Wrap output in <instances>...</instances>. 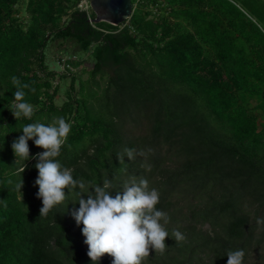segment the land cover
<instances>
[{
  "label": "trees",
  "instance_id": "1",
  "mask_svg": "<svg viewBox=\"0 0 264 264\" xmlns=\"http://www.w3.org/2000/svg\"><path fill=\"white\" fill-rule=\"evenodd\" d=\"M80 1L0 0V264H93L72 211L105 178L116 195L133 176L170 217L165 250L141 264H227L237 249L243 264H264V0H132L121 26L93 11L90 21ZM54 44L66 73L46 62ZM86 60L84 81L71 68ZM12 76L30 86V119L12 115ZM61 116L71 128L56 159L85 188L69 186L40 217L33 157L44 150L29 140L16 162L11 145L22 126ZM125 148L154 151L129 160Z\"/></svg>",
  "mask_w": 264,
  "mask_h": 264
},
{
  "label": "clouds",
  "instance_id": "2",
  "mask_svg": "<svg viewBox=\"0 0 264 264\" xmlns=\"http://www.w3.org/2000/svg\"><path fill=\"white\" fill-rule=\"evenodd\" d=\"M16 87L14 100H12V115L18 119L23 115L31 118L33 105L25 101L24 89H29V84L22 83L16 76L11 78ZM35 91L34 88L30 89ZM71 124L64 117H53L51 123H29L22 126L23 135L12 142V150L16 162L20 158L29 159L28 141L34 140L38 148L43 149L33 159L37 160L35 168L38 176L35 184L39 191L37 198L41 199L40 217L49 213L54 206L61 204L66 199V189L85 188V182L74 179L73 169L64 167L58 159L61 146L66 143ZM154 150L149 148L137 152L136 149L125 148L124 153L129 160L134 159V154L146 156ZM120 163H124V156L118 155ZM9 184L13 181L9 180ZM23 187L21 179L15 184L17 190ZM115 186L105 178L103 186L95 185L94 194H88L87 200L78 201L79 208L73 209L72 216L77 225L83 224L82 235L84 243L88 246V257L93 264L105 254L112 257V264H141L144 257L149 256V249L165 250L164 243L169 236L164 227L170 221L166 212L156 208L159 203V192L150 188L149 181L135 176L122 186V194L112 195ZM163 221V223L161 222ZM257 224H264V220H257ZM172 237L176 242L186 239L179 230H173ZM227 264H243L245 251L243 249L229 250Z\"/></svg>",
  "mask_w": 264,
  "mask_h": 264
},
{
  "label": "water",
  "instance_id": "3",
  "mask_svg": "<svg viewBox=\"0 0 264 264\" xmlns=\"http://www.w3.org/2000/svg\"><path fill=\"white\" fill-rule=\"evenodd\" d=\"M90 7L95 14L94 23L106 22L121 26L134 12L132 0H90Z\"/></svg>",
  "mask_w": 264,
  "mask_h": 264
},
{
  "label": "rangeland",
  "instance_id": "4",
  "mask_svg": "<svg viewBox=\"0 0 264 264\" xmlns=\"http://www.w3.org/2000/svg\"><path fill=\"white\" fill-rule=\"evenodd\" d=\"M62 52H63L62 49H60V47L57 44L50 46L46 50V62L49 65L50 69H53L59 73H66V68H65L64 63L59 61V58L62 56L64 57L63 62L65 61V59H67V56L63 55ZM80 55L82 56L83 54L80 53ZM92 67H93V65L88 60H86V63H84L82 66H80L78 68H72L71 71H73L74 73L79 75V77H81L82 80L86 81L89 79L88 71H90L92 69ZM84 71H86V72H84ZM57 82L60 83V93H59L58 97L56 98V100H57V103L59 105H61L63 103V101L65 100L66 89H68L70 87L71 77H68L65 80H60L58 78ZM77 88H78V85H77ZM203 230L204 231H210L211 229L208 225H206L203 227ZM144 260H146V257Z\"/></svg>",
  "mask_w": 264,
  "mask_h": 264
},
{
  "label": "built area",
  "instance_id": "5",
  "mask_svg": "<svg viewBox=\"0 0 264 264\" xmlns=\"http://www.w3.org/2000/svg\"><path fill=\"white\" fill-rule=\"evenodd\" d=\"M79 8L82 10V11H85L90 19L91 20V13H92V9L90 7V0H81L80 3H79ZM65 65V63H64ZM65 68H68L67 65H65ZM72 69V68H71Z\"/></svg>",
  "mask_w": 264,
  "mask_h": 264
}]
</instances>
